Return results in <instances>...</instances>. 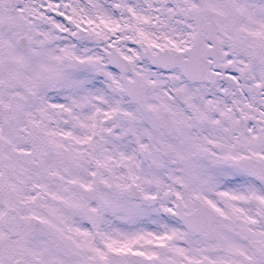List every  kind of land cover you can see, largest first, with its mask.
Masks as SVG:
<instances>
[{
    "label": "snow or ice",
    "instance_id": "6c2138e0",
    "mask_svg": "<svg viewBox=\"0 0 264 264\" xmlns=\"http://www.w3.org/2000/svg\"><path fill=\"white\" fill-rule=\"evenodd\" d=\"M0 264H264V0H0Z\"/></svg>",
    "mask_w": 264,
    "mask_h": 264
}]
</instances>
